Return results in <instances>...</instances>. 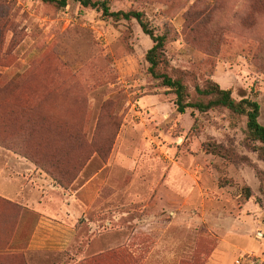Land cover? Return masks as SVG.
<instances>
[{"label":"rangeland","instance_id":"374dc122","mask_svg":"<svg viewBox=\"0 0 264 264\" xmlns=\"http://www.w3.org/2000/svg\"><path fill=\"white\" fill-rule=\"evenodd\" d=\"M108 1L168 29L193 97L214 81L264 125V0ZM152 45L77 0H0V264H264L246 116L178 112Z\"/></svg>","mask_w":264,"mask_h":264},{"label":"trees","instance_id":"16d2710c","mask_svg":"<svg viewBox=\"0 0 264 264\" xmlns=\"http://www.w3.org/2000/svg\"><path fill=\"white\" fill-rule=\"evenodd\" d=\"M47 4L58 8L66 7L69 0H41ZM85 7L97 8L102 12V16L114 20H136L143 32L148 35L153 45L146 53V60L149 64L148 73L155 79L161 80L166 88L174 92L176 99V109L180 113H185L189 108L200 112H206L213 108L225 107L234 114L243 115L247 118V138L252 149L257 150L264 159V125L260 123V104L248 98L236 100L232 96V91L222 88L218 83L209 80L204 87H196L197 97H193L184 83L183 77L174 78L167 72L169 60L166 55L168 29L161 30L153 25L144 11L133 10H112L108 0H77ZM257 142L260 145H257ZM213 148H217V145ZM247 197L250 189L245 188Z\"/></svg>","mask_w":264,"mask_h":264}]
</instances>
